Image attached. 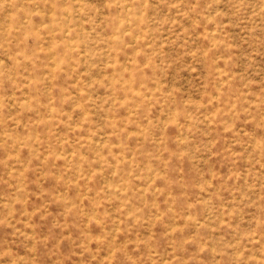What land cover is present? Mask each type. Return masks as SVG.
<instances>
[{"label": "rangeland", "instance_id": "1", "mask_svg": "<svg viewBox=\"0 0 264 264\" xmlns=\"http://www.w3.org/2000/svg\"><path fill=\"white\" fill-rule=\"evenodd\" d=\"M0 264H264V0H0Z\"/></svg>", "mask_w": 264, "mask_h": 264}, {"label": "bare ground", "instance_id": "2", "mask_svg": "<svg viewBox=\"0 0 264 264\" xmlns=\"http://www.w3.org/2000/svg\"><path fill=\"white\" fill-rule=\"evenodd\" d=\"M144 26H146V25H144ZM67 32V31H66ZM53 37V36H52ZM51 55V54H50Z\"/></svg>", "mask_w": 264, "mask_h": 264}]
</instances>
